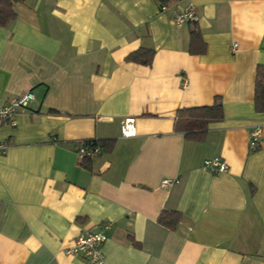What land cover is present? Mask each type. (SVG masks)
<instances>
[{
  "label": "crops",
  "instance_id": "0c3cea01",
  "mask_svg": "<svg viewBox=\"0 0 264 264\" xmlns=\"http://www.w3.org/2000/svg\"><path fill=\"white\" fill-rule=\"evenodd\" d=\"M190 7L197 21L175 25ZM13 11L0 27V107L33 101L0 128V264H82L64 250L104 224L105 264H264V0H25ZM139 50L149 66L126 62ZM216 99L223 120L202 142L175 131L178 111ZM128 118L137 135L122 138ZM87 141L106 146L83 165ZM214 157L226 172L204 167ZM163 211L182 219L165 228Z\"/></svg>",
  "mask_w": 264,
  "mask_h": 264
},
{
  "label": "built area",
  "instance_id": "2783aa9c",
  "mask_svg": "<svg viewBox=\"0 0 264 264\" xmlns=\"http://www.w3.org/2000/svg\"><path fill=\"white\" fill-rule=\"evenodd\" d=\"M175 25L181 26L186 23H193L197 21V16L193 8H187L175 15L173 18ZM236 45L233 46V49ZM33 101V94L27 93L23 96L17 97L0 107V128L4 126L15 127L17 116L27 109L29 103ZM120 134L122 138H133L137 135L134 119H124L120 125ZM261 130L254 128L249 134V148L255 150L261 140ZM9 150V144L0 140V158L5 156ZM100 149L87 144L86 142H79L77 144L76 155L79 160H92L99 156ZM204 167L215 174L226 172L227 165L220 158L214 157L204 162ZM172 181L164 180L161 182L162 188H168L172 185ZM107 225H102L94 232H89L78 236L72 244L64 250V255L68 257H79L82 259V264H105L103 257V245L106 242L105 231Z\"/></svg>",
  "mask_w": 264,
  "mask_h": 264
},
{
  "label": "trees",
  "instance_id": "16d2710c",
  "mask_svg": "<svg viewBox=\"0 0 264 264\" xmlns=\"http://www.w3.org/2000/svg\"><path fill=\"white\" fill-rule=\"evenodd\" d=\"M25 0H0V27H7L15 19L13 6L16 3H23ZM180 0H155L160 7H165L171 3ZM200 40L197 30L191 32L190 48L194 50V44ZM153 53L150 51L139 50L130 54L126 62L149 66L152 62ZM254 108L257 113H264V67L259 66L256 72L255 90H254ZM223 120V108L219 99L209 107H196L178 111L175 121V131L183 135L187 141L202 142L207 133L208 126L211 123H217ZM99 149L105 148V143L98 141H87ZM108 149H110L111 144ZM107 149V150H108ZM88 160L82 162L86 164ZM182 216L178 212L163 211L158 217L159 225L173 229L181 221Z\"/></svg>",
  "mask_w": 264,
  "mask_h": 264
}]
</instances>
